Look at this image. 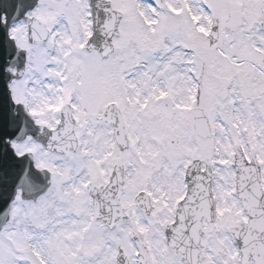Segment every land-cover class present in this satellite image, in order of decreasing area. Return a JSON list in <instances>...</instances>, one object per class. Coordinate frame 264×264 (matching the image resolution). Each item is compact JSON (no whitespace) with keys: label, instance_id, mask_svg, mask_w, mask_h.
Instances as JSON below:
<instances>
[{"label":"snow or ice","instance_id":"obj_1","mask_svg":"<svg viewBox=\"0 0 264 264\" xmlns=\"http://www.w3.org/2000/svg\"><path fill=\"white\" fill-rule=\"evenodd\" d=\"M0 264H264V0H0Z\"/></svg>","mask_w":264,"mask_h":264}]
</instances>
